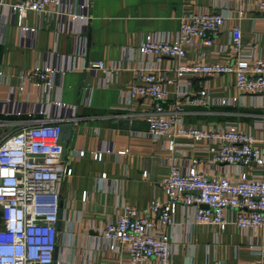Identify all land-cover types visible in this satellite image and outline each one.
<instances>
[{"label": "crops", "instance_id": "crops-1", "mask_svg": "<svg viewBox=\"0 0 264 264\" xmlns=\"http://www.w3.org/2000/svg\"><path fill=\"white\" fill-rule=\"evenodd\" d=\"M259 1L65 0L46 15L28 13L20 25V13L13 10L20 0H0V119L75 125L65 159L69 174L60 187L63 220L58 230V264L128 262L126 255L119 257L108 250L100 231L106 222L118 219L124 204L142 211L156 199L165 200L162 181L172 164L187 170L197 160L200 171L229 176L235 182L241 171L259 173L249 167L213 163L207 143L183 137L155 139L149 130L113 126L123 119L146 122L144 115L152 101L128 95L140 69L153 68L174 80L167 85L166 109L182 100L179 93L184 86L173 70L178 61L144 55V39L176 40L186 13L224 14L229 19L215 46L197 45L188 52L187 61L234 62L231 31L243 12L244 54L264 57ZM90 61H103L107 71L83 70ZM44 68L55 69L53 87L22 79L25 71ZM184 80L192 92L208 89L211 100L205 107L183 106L187 126L217 129L236 124L251 132L258 140L256 146L264 150V94H240L233 75ZM234 97L236 103H221ZM13 130L0 128V138ZM194 211L179 208L176 224L166 229L175 249L172 264H264V227L243 231L232 223L229 212V223L221 230L196 223Z\"/></svg>", "mask_w": 264, "mask_h": 264}, {"label": "built area", "instance_id": "built-area-1", "mask_svg": "<svg viewBox=\"0 0 264 264\" xmlns=\"http://www.w3.org/2000/svg\"><path fill=\"white\" fill-rule=\"evenodd\" d=\"M64 1L20 0L13 10L20 13L21 25L28 13L46 15L51 9H59ZM258 8L264 17V0L259 1ZM244 18L241 12L238 24L231 31L234 62L217 59L198 64L187 61L188 52L197 45L215 46L229 19L224 14L186 13L181 18L176 40L147 37L141 45L144 55L157 61L165 57L178 61L173 70L184 86L179 93L182 100L170 110L166 109L167 85L174 80L156 73L153 68L138 70L128 95L152 101L151 109L144 115L151 137H183L195 143H207L213 163L249 167L263 174L250 175L241 171L235 182L229 176H210L200 171L197 160L187 170L172 164L168 177L162 181L165 200L156 199L142 211L124 204L118 219L106 222L100 231L110 252L128 257L125 264H153V260L156 264H172L175 249L166 229L176 224L179 208H194L196 223L215 225L221 230L229 223V212L233 214L232 223L243 231L264 227V150L256 146V137L236 124L208 129L187 126L183 120L184 105L205 107L211 103L208 89L192 92L183 83L184 78L233 75L240 94H264V57L245 56L240 25ZM83 70L107 71V68L103 61H90ZM54 72L52 68L27 70L22 79L51 88ZM237 101L234 97L221 103ZM63 123L0 119V128L14 129L0 138V264H53L55 261L60 187L67 170L60 143Z\"/></svg>", "mask_w": 264, "mask_h": 264}, {"label": "water", "instance_id": "water-1", "mask_svg": "<svg viewBox=\"0 0 264 264\" xmlns=\"http://www.w3.org/2000/svg\"><path fill=\"white\" fill-rule=\"evenodd\" d=\"M88 87V84L86 85ZM115 128H119L122 130H133V131H148L149 130V125L146 122H140L136 120H129V119H123L119 120L113 125ZM75 125L73 122H65L61 124V133H60V143L63 147V153H62V159H66L69 147H70V142L73 137ZM69 174V166L67 167L66 170V175ZM62 208V205H61ZM59 223H58V230L60 231L62 229V220H63V210H60L59 213ZM54 263L53 264H58V248L56 249L55 256H54Z\"/></svg>", "mask_w": 264, "mask_h": 264}]
</instances>
